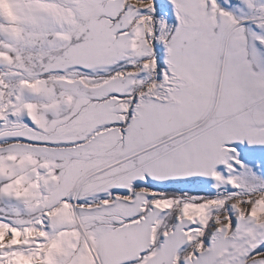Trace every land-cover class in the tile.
I'll return each mask as SVG.
<instances>
[{"label":"snow or ice","instance_id":"snow-or-ice-1","mask_svg":"<svg viewBox=\"0 0 264 264\" xmlns=\"http://www.w3.org/2000/svg\"><path fill=\"white\" fill-rule=\"evenodd\" d=\"M0 264H264V0H0Z\"/></svg>","mask_w":264,"mask_h":264}]
</instances>
